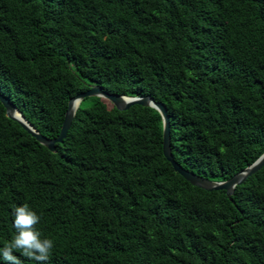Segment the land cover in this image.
<instances>
[{
    "label": "trees",
    "instance_id": "trees-1",
    "mask_svg": "<svg viewBox=\"0 0 264 264\" xmlns=\"http://www.w3.org/2000/svg\"><path fill=\"white\" fill-rule=\"evenodd\" d=\"M92 84L162 102L174 160L226 180L264 152V0H0V93L40 134ZM55 148L0 102V246L27 203L48 264H264V166L230 198L193 186L156 109L98 97Z\"/></svg>",
    "mask_w": 264,
    "mask_h": 264
},
{
    "label": "water",
    "instance_id": "water-1",
    "mask_svg": "<svg viewBox=\"0 0 264 264\" xmlns=\"http://www.w3.org/2000/svg\"><path fill=\"white\" fill-rule=\"evenodd\" d=\"M86 97H98L109 101L112 106L118 110H125L132 105L148 106L156 109L162 119V151L164 157L169 161L173 167V170L180 174L187 182L193 186H197L201 189L212 190H224L228 198L233 194L236 186L243 183L249 176L256 173L264 166V152L259 155L251 164L244 167L239 172L226 180L216 181L210 180L196 173L186 170L179 163H177L171 152L170 145V125L169 116L166 108L162 102L156 101L150 95L145 96H125L116 93H109L102 89L97 84H92L87 90L76 94L68 101V106L64 114L61 128L55 138H48L40 134L21 114V112L15 107V105L3 94L0 93V102L5 108L6 116L12 120L18 122L23 129H25L36 141L47 147L50 151L56 150L55 144L63 140L70 127L74 114L80 104V102ZM16 113L20 115V118L16 116Z\"/></svg>",
    "mask_w": 264,
    "mask_h": 264
},
{
    "label": "clouds",
    "instance_id": "clouds-1",
    "mask_svg": "<svg viewBox=\"0 0 264 264\" xmlns=\"http://www.w3.org/2000/svg\"><path fill=\"white\" fill-rule=\"evenodd\" d=\"M41 217L27 203L13 205L12 226L15 230L11 240L0 246V258L7 264H22L18 252L24 258L35 261L36 264H48L51 258L54 242L43 237L37 229Z\"/></svg>",
    "mask_w": 264,
    "mask_h": 264
},
{
    "label": "rangeland",
    "instance_id": "rangeland-1",
    "mask_svg": "<svg viewBox=\"0 0 264 264\" xmlns=\"http://www.w3.org/2000/svg\"><path fill=\"white\" fill-rule=\"evenodd\" d=\"M89 102H90V100H89V99H86V100L84 101V105H85V106L88 105Z\"/></svg>",
    "mask_w": 264,
    "mask_h": 264
},
{
    "label": "bare ground",
    "instance_id": "bare-ground-1",
    "mask_svg": "<svg viewBox=\"0 0 264 264\" xmlns=\"http://www.w3.org/2000/svg\"><path fill=\"white\" fill-rule=\"evenodd\" d=\"M16 116L20 118V115L18 113H16Z\"/></svg>",
    "mask_w": 264,
    "mask_h": 264
}]
</instances>
